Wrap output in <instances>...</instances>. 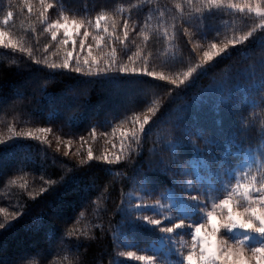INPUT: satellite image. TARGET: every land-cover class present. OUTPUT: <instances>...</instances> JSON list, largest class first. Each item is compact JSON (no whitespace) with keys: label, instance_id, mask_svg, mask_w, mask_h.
<instances>
[{"label":"snow or ice","instance_id":"snow-or-ice-1","mask_svg":"<svg viewBox=\"0 0 264 264\" xmlns=\"http://www.w3.org/2000/svg\"><path fill=\"white\" fill-rule=\"evenodd\" d=\"M144 2L137 0L141 6ZM146 2L151 4L152 0ZM0 7L5 8V14L0 17V46L10 49L12 54H27V61L31 62L21 65L10 60L18 75L35 82L57 76L86 85L102 82L109 86V114L115 120L111 123L105 117L90 130V136L95 139L100 134L97 125L111 124V132L103 135L111 140L112 151L95 155L91 146L86 154L77 149L79 158L74 162L53 153V166L57 160L60 163L56 179L51 178L55 173L48 172L47 148L41 147L40 160L32 161L44 175L38 190L27 192L29 198L34 200L41 194L42 199L51 197L46 203L48 215L54 219H71L75 213V222H79L91 208L89 215H95L97 222L88 230L69 228L57 236L59 230L52 220L45 224L44 215L37 216L27 226L33 235V247L15 256L0 255V264H36L28 257L45 254L57 240L58 250L67 249L74 255L69 264H89L88 248L98 239L95 229L100 231V238L106 232L111 236L114 249L135 247L134 234L141 230L155 234L138 251H116L110 255V264H128L121 258H134L142 264H264V152L254 151L250 144L245 146L244 137L236 140V135L244 129L234 121L229 144L236 151L231 154L242 157L234 163L228 154L217 149L218 134L192 122L185 105L175 103L201 77H209L197 95L215 93L224 109L237 113L250 108L253 118L259 110L262 117L259 134L264 137V0H175L170 18L163 10L149 9L150 14L137 33L143 44H136L135 51L128 43L130 30L137 25L131 13L117 14L122 8L100 9L92 15L91 9L67 7L64 0H38V3L8 0ZM49 10L56 14L55 18H51ZM153 11L157 18L155 27L149 23ZM18 13L26 15L27 22L22 27L37 37L35 43L28 35L13 31L12 20ZM217 13L241 14L250 23L239 30L232 28L231 34L225 28L222 39H208L206 20ZM37 23L43 32H37ZM177 25L183 28L181 39L187 56L173 50L162 63L170 68L179 63L180 69L157 71L151 63V37L162 36L167 43L176 38ZM219 35L217 31L216 36ZM39 36L46 37L42 51ZM89 36L91 41H87ZM127 52L130 54L123 59ZM237 52L242 54V67L231 63L220 67ZM47 82L44 79L37 90L43 93ZM25 94L0 92V108L17 111L18 100ZM75 98L67 97L65 104L62 92L57 100L61 106H70ZM37 111L46 121L62 118L59 108L45 112L39 107ZM72 123L70 119L69 124ZM8 131L9 136H0V170L15 167L20 171L27 167L28 157L20 152L30 147L29 141L51 147L48 140L53 131L51 123L19 131L9 125ZM55 139L56 151L63 144L62 155L69 156L67 149L73 144L72 137L65 139L57 135ZM79 139L82 147L85 137ZM149 140L152 145L145 152L144 145ZM13 146L15 150L10 151ZM193 157L201 161L200 167H192ZM120 162H127L130 169L118 174L129 190L121 189L119 202L110 210L106 202L110 198V186L114 188L117 181L113 179L101 185L95 172L111 174ZM45 175L49 178L45 179ZM16 182L15 178L9 181ZM20 187L27 190L26 184ZM18 207L19 211L11 212L0 207V213H5L0 232H8L27 215L23 205ZM77 208L81 209L79 213ZM104 214L109 216L107 228ZM113 215L119 217L115 225L111 220ZM237 229L241 231H234ZM180 233L189 234L190 242L178 244L174 237Z\"/></svg>","mask_w":264,"mask_h":264},{"label":"trees","instance_id":"trees-1","mask_svg":"<svg viewBox=\"0 0 264 264\" xmlns=\"http://www.w3.org/2000/svg\"><path fill=\"white\" fill-rule=\"evenodd\" d=\"M7 2L8 0H0V5H6ZM15 2H19V0H15ZM64 2L67 7L75 9L87 7L92 10V15L100 9L111 11L122 8V11H118V15H128L131 13L132 20L136 22L137 26L130 30L128 47L132 51H135L136 44H143L142 37L138 36L137 33L140 32L139 25L146 22V18L150 14L149 9L163 10L170 18L173 15L172 10L175 0H152L151 4H148L145 0L142 6L137 4V0H64ZM181 2H183V0H181ZM33 3H38V0H33ZM26 11L27 9L25 7L24 12L26 13ZM49 11L51 18H55L56 14L51 10ZM4 14L5 8L0 7V17ZM151 14L152 19L149 23L155 27L157 24L155 11ZM32 19L35 20V16H33ZM26 22V15L18 13L12 20V24L14 25L13 31H15L17 35H28L32 42L35 43L37 37L32 33L26 32L22 27ZM249 23L250 20L241 14L233 15L232 13H228L225 15L217 13L214 18L206 20L208 39H212L213 37L222 39L225 34V28L229 29L228 34H231L230 30L232 28L239 30L245 28ZM36 28L37 32H43V28L38 23ZM177 28L178 33L176 38L167 43L162 36L153 34L151 37L150 50L153 53L151 63L155 66L157 71L162 70L167 73L180 69L181 65L179 63L171 68L162 63L164 57L170 55L173 50L183 52L185 57L187 56L183 48L184 39H181L183 36V28L180 25H177ZM217 31L220 33L218 37L216 36ZM87 41H91L90 36L87 38ZM39 42V49L42 51L43 44L46 42V37L39 36ZM197 42L199 43V41ZM40 51H37L38 55ZM128 54H130V52L125 53L122 58L126 59ZM10 60L19 61V63L23 65L27 61V54H21L19 52L12 54L10 49H5L3 46H0V92L10 93L19 91L26 94L22 99L18 100L20 107L17 111L0 108V136H9V125H12L16 131H19L28 127H35L36 125L44 126L51 123L53 131L48 135V140L51 141V147H48L47 143L41 145L38 141H29L30 147L20 152L21 156L26 155L28 157V166L23 168V170L18 171L15 167L0 170V207L6 208L11 212L13 210L19 211L20 208L18 205H23L24 210L27 212V215H25L23 219H20L19 223H17L14 228L8 232H0V255L5 257L18 255L20 252L33 247V235L27 226L33 224L34 218L42 214L44 215L45 224H47L49 220H52L55 224L56 228L59 230L57 236L69 228L88 230L91 228L92 224L97 222L95 215H89L92 212L91 208L87 210L85 216L79 222H75V213L71 214V219H54L48 215V205L46 203L51 197H44L42 199L41 196H43V194H41L34 200L29 198L27 192L38 190L42 184L40 179L41 175H44V173L32 164V161L40 160L41 156L39 149L41 147L47 148L48 156L46 163L48 164V172L55 173L51 178L56 179L60 172V163L59 160H57L53 166V153L56 157L74 162L79 158L76 155L77 149L80 150L81 154H86L88 147L91 146L95 155L102 154L106 151H112L113 145L111 140L103 135L104 132H111V124L103 127L97 125L100 134L97 135L95 139L90 136V130L93 124L103 120L105 117H107L111 123H115V120H113L112 116L109 114L108 96L110 89L106 84L97 82L96 84L86 85L76 79H71L66 76H57L53 79L43 77L38 82L30 81L27 80L26 77L17 74L16 66L10 65ZM27 62L31 63L30 61ZM229 63L234 66L240 65L242 67V54L240 52L234 53L233 56L229 60L224 61L220 67ZM186 64L187 60L185 59L184 66H186ZM44 79H47L48 82L44 85V92L42 93L37 89L39 84H43ZM208 80L209 77H201L196 85L188 89L182 95H179L175 103L185 105L188 116L192 122L204 126L209 132H216L218 134V139L216 141L217 149L221 153L228 154V158L234 163L242 159V157L231 154L236 151L235 147L229 144V132L230 130H235L233 128L234 121H238V126L244 129L236 135V140L239 141L241 137H244L245 146L250 144L254 151L259 150V152H264V137H261L259 134L262 119L259 110H256V115L253 118L251 116L253 109L250 108H242L237 113L224 109L215 93H207L203 96L197 95L198 91L208 83ZM62 92L65 94V104L68 103L67 97H76L71 101L70 106H61L60 102L57 100V97L60 96ZM155 98L156 97H151L150 99ZM39 107H43L45 112L49 109L59 108L62 112V118L57 121H46L42 118L39 111H37ZM29 113L32 114L31 118ZM81 114H83V118H81ZM240 117L244 119L241 120ZM70 119L73 120L72 124H69ZM76 121H78V123ZM245 121H251V124L249 125ZM57 135L65 139L72 137L73 144L67 149L69 156L64 157L62 155L65 151L63 144L60 150L56 151L55 144L57 141L55 137ZM81 136L85 137L82 147V142L79 139ZM151 145V140L145 143V152H147ZM118 146L119 144L117 141V147ZM9 150H15V146ZM191 165L193 168L200 167L201 161L193 157ZM252 170L255 171V168ZM128 171H130V169L127 162H120L118 166L112 168L111 174L106 175L102 171L95 172V175L98 177L97 182L101 185L113 179L117 181L114 188L110 186L111 194L106 202L110 210L119 202L121 189L123 188L125 192L129 190V187L122 183V177L118 175L119 173H126ZM13 178L16 179V184L9 183ZM47 178L49 177L45 175V179ZM177 178L180 179V177ZM21 184H26V191L20 187ZM153 199H155V197H153ZM164 202L167 203V201ZM80 211V208L76 209V213ZM4 216L5 213H0V221L4 220ZM108 220L109 216L104 214L106 228ZM111 220L113 225H115L119 217L113 215L111 216ZM93 231L98 239L90 244L88 248L87 259L89 264H110V255H114L116 251H138L145 247V242L152 239L155 235L146 230H141L134 234V239L137 241L135 247L130 249H114L112 238L107 232L100 238V231L98 229ZM234 231L241 230L237 229ZM178 236L190 237L187 233H180L174 237L177 243ZM132 238L133 237H130V239ZM72 239L74 240L76 237L73 236ZM56 244H58V240L54 242L53 247L45 254L32 255L29 256L28 259L35 260L36 264H69V262L74 259V255L70 254L67 249L58 250L55 246ZM81 252H83V248H81ZM147 254L151 255V253ZM121 259L127 261L128 264H142V262L136 261L134 258Z\"/></svg>","mask_w":264,"mask_h":264},{"label":"rangeland","instance_id":"rangeland-1","mask_svg":"<svg viewBox=\"0 0 264 264\" xmlns=\"http://www.w3.org/2000/svg\"><path fill=\"white\" fill-rule=\"evenodd\" d=\"M177 240H178V244L179 243H185L186 244V243L190 242V237L188 238V237L178 236Z\"/></svg>","mask_w":264,"mask_h":264}]
</instances>
